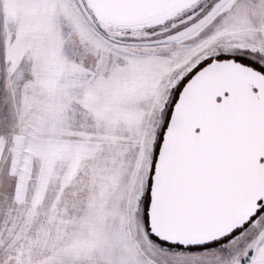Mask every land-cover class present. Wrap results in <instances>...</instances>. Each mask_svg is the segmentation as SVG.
<instances>
[{
  "label": "snow or ice",
  "instance_id": "snow-or-ice-1",
  "mask_svg": "<svg viewBox=\"0 0 264 264\" xmlns=\"http://www.w3.org/2000/svg\"><path fill=\"white\" fill-rule=\"evenodd\" d=\"M0 264H264V0H0Z\"/></svg>",
  "mask_w": 264,
  "mask_h": 264
}]
</instances>
